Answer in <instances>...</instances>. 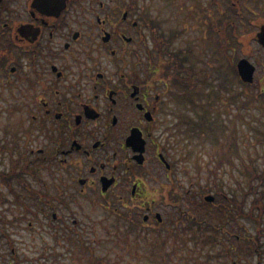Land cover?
<instances>
[{
	"label": "flooded vegetation",
	"instance_id": "flooded-vegetation-1",
	"mask_svg": "<svg viewBox=\"0 0 264 264\" xmlns=\"http://www.w3.org/2000/svg\"><path fill=\"white\" fill-rule=\"evenodd\" d=\"M21 2L24 17L11 20L9 7ZM42 5L40 0H0V77L12 84L11 74L23 70L17 82L24 83L27 116L30 123L39 121L42 136L52 147L45 159L55 160L56 167H47L59 175L64 193L72 199L73 193H92L105 200L112 193L136 220L145 211L146 221L163 222L157 213L163 217L165 208L179 215L190 213L191 182L181 190L172 178L176 161L168 121L177 106L188 108L190 101L177 100L172 88L155 77L160 50L142 4L50 0L48 10ZM254 40L258 50H264V19ZM174 42L169 48L172 60L181 52ZM246 44V50H254ZM36 162L27 160L30 166ZM153 168L158 178L150 188L147 177ZM107 181L111 183L105 191ZM109 204L102 206L119 211L111 200ZM55 213L54 218L62 212Z\"/></svg>",
	"mask_w": 264,
	"mask_h": 264
},
{
	"label": "rangeland",
	"instance_id": "rangeland-1",
	"mask_svg": "<svg viewBox=\"0 0 264 264\" xmlns=\"http://www.w3.org/2000/svg\"><path fill=\"white\" fill-rule=\"evenodd\" d=\"M126 1L128 3L133 2L134 5L136 1L138 6L142 4L141 8L150 15L152 20L157 21L159 19L161 21L165 32L175 30L177 33H181L174 42V47L177 49L179 47L183 49L181 51H185L190 43L194 45L195 50L193 51L199 54V58L195 61V68L199 72L200 78L207 76V81L211 79L213 82V84H209L207 81H199L196 85L197 90H195L197 94L195 102L188 108L181 105L177 106L175 108L176 114L170 117L168 121L171 122L169 127L172 128L169 130L173 132L169 135V140L172 143L170 151L171 156L176 161L174 173L181 185L180 188L181 190L187 188L188 182H191L190 201L196 200V203L192 202L196 205V211L201 214L205 211L214 214L218 207L217 201L204 203L200 190L203 191L204 187L208 188L214 185L216 178L217 183H222L228 194L235 191L240 196L241 190L237 188V180L241 181L244 186L247 183L246 178L240 172L239 157H236V153L232 149L228 151L227 156L232 157L234 165L225 163L218 169L217 177H215L216 175L211 176L208 170L215 165L214 150L227 145L232 148V143L235 142L246 160L249 161L248 155H250L255 158L256 164L260 166L264 164V143H258L254 130V128H264V96H262L263 98L258 96V85L264 76V50H258L259 48L256 47L258 44L254 40V34L264 19V0H259L258 4L254 0H233L236 3L235 6L240 5L245 16L251 18L252 22L248 24L246 17L242 20L238 19L239 15L230 7L231 3L219 0L222 3L221 16H225L223 19L229 21L231 17L235 18V26L240 33L239 38L236 39L231 35L233 24L229 23L226 26L225 31H223L230 36L226 49L229 50L230 54L233 49L235 50L232 57L235 62L241 57H246L256 65L255 78L252 84L241 85L230 81L229 86L222 85L224 74L213 69V66L219 63V59L212 54V50H216V45L208 36L209 33L211 34L207 28L208 20L203 18L201 21L204 16L202 7L210 0ZM216 7L213 5L211 8L215 10ZM188 11L191 14L189 16L186 15ZM3 14H7V12H3ZM9 14L11 20L13 17H24V3L11 5ZM214 14L211 15V19L220 16L217 11ZM204 19L206 20L204 21ZM219 26L224 29V22L219 23ZM239 40H243V43H240ZM246 41L254 50H246L248 48ZM148 44L150 45V43ZM246 46L247 48H245ZM13 50L17 51L18 54L20 52L16 46L13 47ZM16 71L11 74L12 84L3 83V79L0 77V139L1 145L6 146L4 149L0 148V170L7 172L12 163L11 159H17L16 157L20 154L25 155L27 160L37 159V157L44 158L37 159V163L41 165L37 168V179L27 175V173H24V176L25 179L28 178L32 188L48 194L52 199L50 208H48L49 214L56 211H52L51 205H55L57 212L62 213H59L55 220H52L50 215L47 216L42 211L39 212L38 216L33 215L31 217L30 212L26 211L28 210L26 204L30 201L35 203V201L29 194L30 190L27 189V183L24 187L19 186V184L15 185V190L20 199L24 200L26 204L14 202V195L0 184L1 193L9 199L2 202L0 196V213L10 219L17 218V216L22 218L18 225L16 222L14 225L0 222V237H2V230H7L9 234L5 239L0 238V264H8L11 256L17 253L24 259L19 264H41V262L42 264H92L99 258L102 259V262L98 264H238V260L241 259L243 261L252 260V263L258 262V256L254 257L253 251L252 254L248 252V246L245 244L236 243L234 237L227 239L222 244L212 245V243H204L193 238L192 232L187 231L177 237H168L166 241H163L162 239L166 237L167 232L174 228L169 224V208H165L167 214L164 216L165 220L168 221L164 223L162 228H158L162 233L160 236L157 235L158 230L153 229V225L150 224L140 232L129 231L130 233H128L129 226L123 223L124 221L119 220L117 216L118 212H127L128 210L120 208V203L112 193L106 200L92 193H87L85 196L73 193L75 197L73 199L71 195L65 194L64 188L61 187L59 175L55 169H48L47 167V164L56 167L55 160L52 162L45 159L52 152V147L46 143L42 136L39 121L30 123L27 116V94L24 83L17 82V79L21 78L23 70L19 68ZM219 73L223 75L221 76ZM164 80L166 81V79ZM16 82L17 84H14ZM163 83L161 81V85ZM157 88L159 89V86ZM172 88H174L173 84ZM175 90L177 89L175 88ZM214 91H219L223 98H218L213 93ZM238 91L241 92V99L239 100L240 102L244 101V105H237L239 100H236V103L226 102L231 93ZM190 93L191 91H188L185 96L188 97ZM199 102L208 103L207 107L212 110L213 116L220 120V123L215 127V135H209L205 132L192 134L191 137L183 136L177 131L176 125L179 122L180 127L178 128L184 131V125L187 124L186 129L188 130V123L192 120H198L202 113L199 106L196 109ZM211 102L212 104H210ZM232 128H235V131L232 132ZM229 134H233L232 140H229ZM164 135L167 136L166 133ZM214 136L219 137L217 146ZM44 147L47 148L45 152L38 151ZM32 149L34 150L33 153H31ZM151 164L153 165V163ZM152 165L148 167L152 168ZM152 171L153 173L147 177V184L150 188L154 185L157 177L155 168ZM159 178L166 182L163 175H159ZM210 190L216 194L213 188ZM168 195H170V191ZM110 200L113 202L112 206L118 207V212L115 208L108 211L102 206V204L107 206ZM68 208L71 210L70 216ZM61 217L69 220L71 229L64 230L62 228L63 220ZM140 218H142V214ZM210 218L213 219L214 217L211 216ZM71 219L77 220V223L72 224ZM220 222L223 223V218ZM224 226L226 230L241 236L249 235L255 231L253 223L246 218H240L238 222H227ZM198 236H203V234L199 232ZM148 241L157 242L159 247L161 243L163 245L160 248L156 247V249L150 248ZM10 242L14 244V247L10 245ZM229 246H231V251L226 257L223 251ZM218 251L221 255L218 254ZM259 251H264V245L259 248ZM11 264L18 263L13 260ZM261 264H264V256Z\"/></svg>",
	"mask_w": 264,
	"mask_h": 264
},
{
	"label": "trees",
	"instance_id": "trees-1",
	"mask_svg": "<svg viewBox=\"0 0 264 264\" xmlns=\"http://www.w3.org/2000/svg\"><path fill=\"white\" fill-rule=\"evenodd\" d=\"M198 1V0H197ZM226 2L231 3L230 7L235 10V12L239 15L238 19L242 20L245 18V13L243 12L240 5L235 6V1L233 0H225ZM256 4H258L259 0H254ZM207 5V6H206ZM202 10L204 13V16L201 18V21H203V18H206L208 20L207 22V28L211 32L208 36H210V39L212 40L213 44L216 45V48L220 47V50H212V54L215 57L219 56V63L215 64L213 66L214 70H218L219 72H222L224 74V78L222 77V85L229 86L230 81L233 83H239L241 85H248L247 83H244L241 78L238 75L236 64L233 57L234 51L232 50V53H229V50L226 48L229 44V38L230 36L226 35L224 33L226 26L229 25V23L233 24L231 28V35L238 39L240 33L237 31L236 24H235V18H230V21L227 19H223L225 16H221V6L222 3L219 0H210L206 4ZM215 5L217 6L216 9H212L211 7ZM218 12L220 14L219 17L216 19H211V15H215V12ZM186 15H191L190 11L186 13ZM204 19V21L206 20ZM150 20V17L148 18ZM224 22V31H217V28L219 26L218 21ZM151 25L153 26V29L155 30V36L153 38L154 44L156 49L160 50L161 53L159 55L160 62H159V68L157 70L158 77H169L172 76L174 83L177 86L182 87L185 90V93L187 94L188 91H191V95L189 94V98L191 101V104L195 102L196 95V85L199 83V81H207V76L204 78H200L199 72L195 68V61L199 58V54L195 53L193 50H195L194 45H192L190 42V45L188 48L185 49V51H182V60L183 61H177V64L174 66H171L170 63H168L164 57V53L167 52L170 48V44L173 40V36H168L165 32L157 33L156 29L159 24H161V21L159 19L156 20H150ZM251 21V19H249ZM183 50V49H182ZM196 54V55H195ZM218 55V56H217ZM185 62V63H183ZM162 66L166 67L162 69ZM174 68L172 70L171 68ZM203 69V68H202ZM222 73H219L221 76ZM209 84H213L212 80L208 79ZM199 92V91H198ZM200 93V92H199ZM213 93L216 94L218 98H223L222 95H220L219 91H214ZM258 96L262 98L264 96V90L262 88V85H258ZM201 94V93H200ZM241 92H234L230 94L229 99H226V102H236V100L241 99ZM176 98H181L182 96L185 97L182 93H175ZM220 98V99H221ZM212 103V102H211ZM227 103V104H228ZM244 101L239 100L238 105H244ZM198 106L201 108L202 113L200 114V118L196 121L192 120V123L189 125V128L187 131H190V137L192 134H198V133H205L207 132L209 135H215V127L217 124L220 123L219 120H217L216 117L213 116L212 110H210L207 106L208 103H201L199 102L196 106V109ZM256 132V139L258 140V143H264V128H254ZM235 130H232V132ZM207 134V135H208ZM229 140H232L233 134L228 135ZM214 139H216L215 144L217 146L219 142V137L217 138L214 136ZM6 146L1 145V139H0V148L4 149ZM220 147V146H219ZM13 149V148H11ZM233 150L239 157L240 160V172L241 174L246 178V186L242 184L241 181L237 180V188L240 189V196L237 192H233L232 194H228L223 184L217 183L216 178L214 179L215 184L211 185L208 188H204L205 191L209 192L210 189H214L216 191V196L218 197V202L220 205V209L215 211L214 214H210V212H203V214L198 213L195 208V212L191 210L189 214H181V217L178 218L176 222H179L176 226H174V230L169 233L167 232L166 237H164L162 240L166 241L170 235H174L173 237L179 236V234H182L183 232L191 231L194 235L193 238H197V240H201L204 243H212V245L216 244H222L227 239L235 238L236 243H239L241 245L248 246L247 251L253 255L258 256L257 263H252V260L243 261L238 260V264H261L264 256V251H259V248L263 247L264 245V164L262 166L256 164L255 158L252 156H249V161L246 160L243 155L240 153L239 147H237V144L235 142L232 143V148L227 146H222V148H216V151L214 150L215 154V165L213 167H210L208 170V173L211 176L217 177V171L218 169L225 164L226 162L229 163L231 166L234 165V161L232 160V157L229 158L227 156V153L229 150ZM218 150V151H217ZM17 159L12 158L11 159V166L8 174L5 173V171L0 170V180L4 186L9 188L14 195V202L21 204H26V202L22 199H20L19 194L15 189V185L19 184V186L24 187V185L27 183V189L30 190V193L32 197L34 198V202H27L26 206L28 205L26 210L27 212H30L31 217L34 215H39V208L40 207H47L50 208V203L52 202V199H50L49 195L42 192L37 191L35 188H32L30 185V182L28 179H25L24 173L32 175L33 178L37 179V171L27 163V158L25 155L20 154ZM26 161V162H25ZM199 168L201 167L200 164L198 165ZM27 180V182H26ZM1 201L5 202L8 201L3 193L0 191ZM226 197V198H224ZM12 201V200H11ZM55 205H51V208H55ZM26 214V213H25ZM27 215V214H26ZM213 216L214 218L211 219L210 217ZM24 218V215H23ZM220 218H223V223L220 222ZM240 218H246L248 221L252 222L255 228V231L252 232L249 235L246 236H239L234 234L231 231L226 230L225 223L227 222H238ZM21 217L17 218H7L6 216H2L0 213V222H3L5 224L14 225L15 222L20 223ZM40 221V220H39ZM242 228V227H241ZM199 232L203 234V236H198ZM198 233V234H197ZM206 233V234H205ZM161 230H158L157 235H161ZM7 230H2V237L0 238H6L8 236ZM227 236V238H225ZM225 238V239H224ZM245 240L246 242H244ZM213 241V242H212ZM10 245L14 247V244L10 242ZM163 244L160 245L162 247ZM150 248L156 249V247L159 248V244L155 242L149 243ZM231 246L229 248L225 249L223 251L224 256H228L231 251ZM1 249V248H0ZM257 251V253H256ZM15 252V251H14ZM153 253V250L151 251ZM219 254V251H218ZM221 255V253L219 254ZM27 260V258H25ZM13 260H16V262L19 264L20 261H23L24 259L21 258L20 254L17 253L14 256H11V258L8 261V264H11ZM102 259H97L96 262L92 264H98L101 263ZM42 264V262H41ZM46 264V263H45Z\"/></svg>",
	"mask_w": 264,
	"mask_h": 264
},
{
	"label": "water",
	"instance_id": "water-1",
	"mask_svg": "<svg viewBox=\"0 0 264 264\" xmlns=\"http://www.w3.org/2000/svg\"><path fill=\"white\" fill-rule=\"evenodd\" d=\"M40 1L43 3V5H42L43 9L48 10L50 8V5H49L50 0H40ZM237 69H238L239 75L241 76L243 81H245V82H252L253 81L255 66L247 58H241L238 61ZM141 144H142L141 147L138 149H140L139 151L143 152L144 151V147H143L144 141ZM141 155H139V156H141ZM110 183H111V181H107L106 183H104V190H106L108 188ZM206 198H207V200H213L214 199V197L211 195H208Z\"/></svg>",
	"mask_w": 264,
	"mask_h": 264
}]
</instances>
